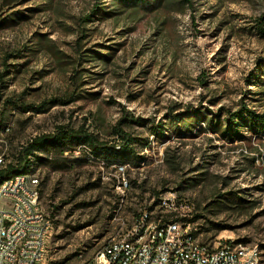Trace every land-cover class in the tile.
<instances>
[{
    "label": "rangeland",
    "instance_id": "374dc122",
    "mask_svg": "<svg viewBox=\"0 0 264 264\" xmlns=\"http://www.w3.org/2000/svg\"><path fill=\"white\" fill-rule=\"evenodd\" d=\"M262 14L264 0H0V155L16 163L61 125L116 149L66 137L29 156L53 222L41 264L90 262L144 210L170 215L167 197L202 240L264 264Z\"/></svg>",
    "mask_w": 264,
    "mask_h": 264
},
{
    "label": "built area",
    "instance_id": "2783aa9c",
    "mask_svg": "<svg viewBox=\"0 0 264 264\" xmlns=\"http://www.w3.org/2000/svg\"><path fill=\"white\" fill-rule=\"evenodd\" d=\"M7 163L0 155V169ZM175 199L162 201L170 215L155 217L152 210H144L85 264H262L255 246L233 239L202 240L177 212ZM52 227L35 173L0 182V264H41Z\"/></svg>",
    "mask_w": 264,
    "mask_h": 264
},
{
    "label": "trees",
    "instance_id": "16d2710c",
    "mask_svg": "<svg viewBox=\"0 0 264 264\" xmlns=\"http://www.w3.org/2000/svg\"><path fill=\"white\" fill-rule=\"evenodd\" d=\"M126 1H128V0H126ZM139 1H144V0H139ZM94 13H95V11H93L92 14H94ZM92 14L87 16L85 18V20L89 21L90 16H92ZM258 23H259V27L264 29V14H262V16L259 17ZM74 79H76V76H74ZM56 100L59 101L60 103H63V104H67L71 101L70 98L65 100L61 97L56 98ZM244 110L249 111L247 106L244 103H241L240 110L235 111L234 113L229 112V117L231 119H234L235 117L240 115ZM250 113H251L252 118H256V119L264 121V114H256L255 112H250ZM117 134L122 139L123 149H126L125 143H127V142L129 143V141L131 140V135L129 133L123 131V130H119L117 132ZM66 137L68 139H79V140L83 139V140L89 141L91 143V145H93L96 150H104L106 152H115V150H116L115 146L108 147L102 143H99L92 134L82 132L81 130L67 129L65 126L61 125V126L57 127V129L54 133L44 134L42 136H39V137H36L35 139H33L32 142H30L24 148L18 162H16V163H10L9 162V163H7L6 167L0 169V182L3 179L10 178V177H13V176L18 175V174L31 173V161H30L29 156L31 155L33 150L36 147L40 146L41 144H43L47 141L53 142V141H57V140H63ZM121 153L122 152H120L119 154H121Z\"/></svg>",
    "mask_w": 264,
    "mask_h": 264
}]
</instances>
